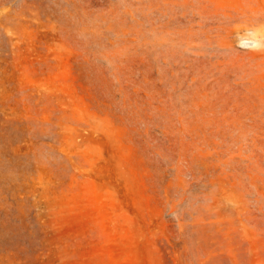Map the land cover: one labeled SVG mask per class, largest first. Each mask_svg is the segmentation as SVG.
I'll list each match as a JSON object with an SVG mask.
<instances>
[{
    "label": "rangeland",
    "instance_id": "obj_1",
    "mask_svg": "<svg viewBox=\"0 0 264 264\" xmlns=\"http://www.w3.org/2000/svg\"><path fill=\"white\" fill-rule=\"evenodd\" d=\"M0 264H264V0H0Z\"/></svg>",
    "mask_w": 264,
    "mask_h": 264
},
{
    "label": "bare ground",
    "instance_id": "obj_2",
    "mask_svg": "<svg viewBox=\"0 0 264 264\" xmlns=\"http://www.w3.org/2000/svg\"><path fill=\"white\" fill-rule=\"evenodd\" d=\"M255 43L257 44V42L255 41Z\"/></svg>",
    "mask_w": 264,
    "mask_h": 264
}]
</instances>
